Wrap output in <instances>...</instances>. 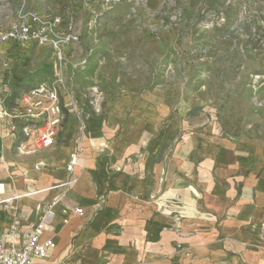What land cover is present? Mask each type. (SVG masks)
I'll return each mask as SVG.
<instances>
[{
	"label": "rangeland",
	"instance_id": "rangeland-1",
	"mask_svg": "<svg viewBox=\"0 0 264 264\" xmlns=\"http://www.w3.org/2000/svg\"><path fill=\"white\" fill-rule=\"evenodd\" d=\"M21 22L47 26L50 39L61 43L66 55L59 58L51 44L33 43L4 52L0 110L12 109L15 96L39 83L59 85L60 102L69 110L63 107L60 131L48 149H36L35 142L20 149L25 136L19 132L4 144L0 138V161L6 154L15 164L1 177L16 183L58 170L59 183L75 180L68 193L82 203L85 216L60 245L56 264H191L189 245L180 236L187 228L188 233L204 229L181 226L192 207L175 194L180 190L177 174L183 170L185 180L196 183L199 166L208 160L212 174L213 158L227 154L228 141L264 144V0H0V28ZM118 136L126 146L125 158L111 163L112 150L104 154L96 144ZM76 138L83 144L81 160L69 176ZM63 147L69 155L60 156ZM88 149L97 169L86 166ZM99 161L106 175L100 195L91 194L89 200L77 185L82 181L81 187L98 188ZM18 164H23L21 171ZM154 168L161 178L157 184L150 178L146 200L168 219L151 236L153 228L140 213L146 229L142 238L137 235L140 254L122 261L120 254L136 245L127 239L133 235L130 221L119 217L130 218L139 208L143 198L132 192V180L151 177ZM169 169L171 181L164 184L162 175ZM110 191L119 194L115 209L90 237L84 236ZM199 217L211 220L205 211ZM165 228L171 235L169 254L162 250Z\"/></svg>",
	"mask_w": 264,
	"mask_h": 264
},
{
	"label": "crops",
	"instance_id": "crops-1",
	"mask_svg": "<svg viewBox=\"0 0 264 264\" xmlns=\"http://www.w3.org/2000/svg\"><path fill=\"white\" fill-rule=\"evenodd\" d=\"M15 51L21 50L20 48L9 44L4 46V52L8 55ZM10 110L11 109H8L6 106L2 107L0 110V136H2L0 138L2 139V144L11 140L10 137L13 136L14 132H19L25 136L21 142L20 149L29 143L34 145L33 134L35 133V130L30 129L28 134H25L22 130V121L13 118L10 114ZM105 126L108 130L111 129L107 125ZM243 143H245V141H243ZM53 144L51 146H53ZM96 145L100 146L103 153L107 155H110L108 150H112L109 157L111 163H120L121 160H124L125 158L124 153L126 146L124 145L123 138L120 136L109 142L105 139H101L97 141ZM240 146H242V151L240 150ZM224 147H227L226 150H228V152L226 155H223L222 153L215 155V158H213L215 169L212 174H210V171L206 168L208 160L203 161L199 166L201 174L196 183H191L190 181L185 180V173L183 170H181L180 174H177L180 175L178 182L180 190L175 194L181 201V204H189L192 207V214L184 217L186 219L181 222V226L184 225L187 228L189 225L190 227L192 225L198 227L199 225L204 229L199 230L200 228H196V231L192 229L194 231L193 233H188L189 228H187L185 235H181L180 239H183L182 241L189 245L187 250L189 255L193 258L191 264H264V144H259V146H252L249 144V146H247L228 141L227 146ZM62 149L60 156L70 153L69 148L63 147ZM218 150L220 149L218 148ZM235 150L236 152H233ZM81 154L82 151L78 155L75 164H73L71 168H68L69 170L67 173L69 176L74 173L73 167L75 168V165L81 160ZM6 156L8 157V160H5ZM93 156L94 153L88 149L86 156V166L88 169H92L93 166L97 169L93 162ZM1 158L0 203H8L3 207L0 205V234H3L8 230L9 224L14 219L18 221L19 231L26 228L28 225L35 223L39 214V206H44L51 199L55 198L58 193H61L62 191L64 192V190L63 188L53 187L55 184L59 183L58 181H60L56 178V176L61 173L58 172V170L43 172L39 174L37 180L31 178L23 179V177H21L20 181L10 183L1 176L8 174L11 166H14L15 164L12 157H9V155L3 154V157ZM98 165V175L101 179L99 180L98 188L96 187L94 189L93 187H88L86 185L81 187L84 183L82 181L77 185L82 194H84L86 198H89V200L92 199V195H94V197L96 194L100 195L99 189H101L103 185L102 179H104V176L106 175L104 162L99 161ZM18 168H20L19 171H21L23 169V164H18ZM144 178L145 177H141L137 179L135 177L131 183L132 192H136L135 194H138V196L142 195L143 198L142 202H138L139 208L136 206L135 212L130 215V218L127 215L119 217V219H125L127 222L130 221L127 225H130L133 229V232H131L133 235L132 238L127 239L130 240L129 243L131 245L135 240L136 245V248L133 247L132 250H124L125 253L120 254L123 255V257H121L122 261H124V258L127 256L137 257V253L140 254V247L137 245V235H140L141 231L146 230L141 228V220L139 218L140 213L144 218H148V221L150 222L149 227L153 228L150 233L152 234L151 236H155L158 233V230L163 227L162 225H165L161 222L168 219L159 211L154 203L146 200L148 192H150V178L153 179L156 184L158 183L159 178H161L159 175V169L154 168L153 175ZM162 178L164 179V184H170L171 169L166 171V173L162 175ZM182 181L185 183L183 184ZM27 183H36V187L26 189V187H28ZM42 186L47 189L33 194L32 197L31 195L19 197V193L29 192L30 190H39ZM13 189L16 190L14 194L12 193ZM69 189L70 187H68L64 194L59 198L60 200L53 209L54 216L51 220V224L41 235L42 240L47 238L52 239L55 242V247L43 260L36 259V264H56L60 245L67 242L70 235L79 227L80 221L85 216L84 206L79 200L70 197V194L68 193ZM118 196L119 194L117 192L110 191L102 211L87 227L84 236L90 237V234H92L95 229L100 228L103 221L106 219V215L112 209H115L114 207ZM7 198H9V200ZM16 204V208H21V211L18 212L13 209ZM84 204L86 203L84 202ZM62 206L70 208L80 206L84 209V214L81 216L70 214L68 216V221L64 223L62 222V216L60 214V208ZM22 211H24V213ZM202 211L207 212L211 216V220L206 222L202 220V222L199 219V214H201ZM156 225L157 228L155 229ZM164 230L166 233L162 240V250L163 254H169L172 251L170 243L171 235H167L169 232H167L168 230H166V228ZM140 236L142 238V234Z\"/></svg>",
	"mask_w": 264,
	"mask_h": 264
},
{
	"label": "built area",
	"instance_id": "built-area-1",
	"mask_svg": "<svg viewBox=\"0 0 264 264\" xmlns=\"http://www.w3.org/2000/svg\"><path fill=\"white\" fill-rule=\"evenodd\" d=\"M49 30L47 26H32L28 22L13 23L6 28H0V61H2L6 44L17 48L25 47L29 43L51 44L56 49L59 58H62L66 54L61 50V43L50 39ZM71 38H76V36H71ZM69 40V36L64 37V44H68ZM58 89H60L59 85L45 83L32 86L16 97L10 110L13 118L22 121V130L25 134H28L30 129L35 130L34 142L37 148H48L54 143L64 118L63 107L69 110L67 104H61ZM70 105L73 110H76L72 103ZM81 151V144L76 138L69 168L75 164ZM74 181V179L65 180L53 187L68 188L74 184ZM59 200V198H53L44 206H39L37 221L21 231L18 230L17 220L14 219L9 224L8 230L0 234V264H36V259L43 260L48 256L55 247V242L50 238L42 240L41 235L50 226L54 216L53 209ZM60 214L62 222L65 223L70 214L81 216L84 214V209L80 206L72 208L62 206Z\"/></svg>",
	"mask_w": 264,
	"mask_h": 264
},
{
	"label": "bare ground",
	"instance_id": "bare-ground-1",
	"mask_svg": "<svg viewBox=\"0 0 264 264\" xmlns=\"http://www.w3.org/2000/svg\"><path fill=\"white\" fill-rule=\"evenodd\" d=\"M45 189H47V188H45V187L42 186V188H40L39 190H30L29 192H24V193H21V194L19 193V197L20 196H28V195L29 196L31 195V197H32L33 194L39 193L40 191L42 192ZM7 199L9 200V198H7Z\"/></svg>",
	"mask_w": 264,
	"mask_h": 264
},
{
	"label": "trees",
	"instance_id": "trees-1",
	"mask_svg": "<svg viewBox=\"0 0 264 264\" xmlns=\"http://www.w3.org/2000/svg\"><path fill=\"white\" fill-rule=\"evenodd\" d=\"M29 89V88H28ZM25 90H27V89H25ZM25 90H23V91H25ZM18 96V95H17ZM17 96H15V98L17 97ZM12 103H13V100H12ZM12 103H11V105H12Z\"/></svg>",
	"mask_w": 264,
	"mask_h": 264
}]
</instances>
